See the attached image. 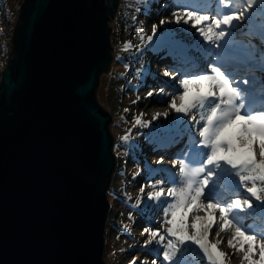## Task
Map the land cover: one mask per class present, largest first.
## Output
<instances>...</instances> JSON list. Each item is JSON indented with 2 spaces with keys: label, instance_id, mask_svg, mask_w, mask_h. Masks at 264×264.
<instances>
[{
  "label": "water",
  "instance_id": "obj_1",
  "mask_svg": "<svg viewBox=\"0 0 264 264\" xmlns=\"http://www.w3.org/2000/svg\"><path fill=\"white\" fill-rule=\"evenodd\" d=\"M119 0H24L0 82V264H106L116 167L97 100Z\"/></svg>",
  "mask_w": 264,
  "mask_h": 264
},
{
  "label": "snow or ice",
  "instance_id": "obj_2",
  "mask_svg": "<svg viewBox=\"0 0 264 264\" xmlns=\"http://www.w3.org/2000/svg\"><path fill=\"white\" fill-rule=\"evenodd\" d=\"M174 5V21L161 19L159 25L191 22L197 31L165 28L158 35L153 24L147 40L151 43L155 37L154 48L173 60L163 75L173 80L179 75L180 80L165 82L147 95H170L168 106L182 115L156 125L149 139L162 149L184 144L172 168L149 167L150 174H163L156 182L159 190L133 206L143 204L141 215L163 213L157 221L163 232L153 229L151 221L142 230L148 236L143 250L155 257L152 264H229L231 256L221 250L222 241L210 240L216 228L217 237L232 231L227 246L243 254L242 264H264V0H174ZM242 17L248 21L243 26ZM237 32L252 39L238 48L233 43ZM132 48L127 42L123 51ZM257 61L259 80L244 74ZM169 87L171 92L166 91ZM161 115L157 112L153 119ZM142 116L135 118V125L149 127L151 121ZM121 141L131 144L128 134ZM158 163L163 164V158ZM148 186L155 184L150 181Z\"/></svg>",
  "mask_w": 264,
  "mask_h": 264
},
{
  "label": "rangeland",
  "instance_id": "obj_3",
  "mask_svg": "<svg viewBox=\"0 0 264 264\" xmlns=\"http://www.w3.org/2000/svg\"><path fill=\"white\" fill-rule=\"evenodd\" d=\"M23 1H0V28L3 29L0 32V82L2 72L12 52V37ZM143 1L119 0L117 14L109 23L112 28L111 43L114 50L111 52L113 55L112 66L109 72L102 75L97 89L98 102L112 118L110 131L114 141L113 152L116 156V167L109 190L110 212L105 236L106 264H131L134 257H138L136 264H141L144 260H147L148 264H152L155 257H151L150 260H148V257H140L143 252L137 249H143L142 246L148 239L147 235L142 234V230L148 226L150 219H154L153 222L156 223L151 224L152 228H159L163 232L164 229L157 222L162 219L163 213L156 212L154 217L146 216L145 219L139 211L143 204L141 203L138 207L133 206L136 205L137 200H146L149 192L159 190L160 185L156 182L160 180L163 174H153L151 179L148 180L147 178L151 175L149 167L151 169L172 168L173 157L184 144L182 141L174 147L168 149L157 148L156 151L155 144L150 143L149 133H153V128L156 125L165 126L174 117L182 114H177L168 106V101L171 99L170 95H157L155 92L151 97L147 95L149 91L159 89L165 82L172 85L180 80L179 75H176L175 80L163 75L168 66L173 64V60L167 55L166 51L161 50H157L155 57L152 50L147 48V44H156V38L153 37V41L149 43L147 37L152 35L153 24L158 25V35L165 28H189L192 33H196L197 30L191 27V22L188 25L183 23L176 25L174 22L159 25L161 19L174 21V17L170 15V12L175 5L171 3L172 8L165 10L163 5L168 0H161L158 2L157 7L150 4L149 8H138ZM4 3L8 5V8L2 6ZM239 23L243 26L248 21L242 17ZM255 31L256 29H253V32ZM141 36L144 37L143 40H141ZM249 39H252V37L237 32L233 43L240 48L241 42L247 43ZM127 42H130L133 48L125 52L123 48ZM220 43H223V41H220ZM253 43H257V41L254 40ZM217 50L219 51V49ZM253 70H246L244 74L248 76L256 75L259 80L260 72L258 68ZM156 79L161 83H156ZM166 91L171 92V88H167ZM179 103L180 101L177 99V104ZM154 105L157 106L151 109ZM125 109H128V111H125ZM150 109V116H145ZM155 111L167 112L168 116L165 118L161 113L162 115L158 119H153L157 113ZM141 113H143V121H151L149 127L135 125V118L140 116ZM187 119L191 120V115ZM197 119H199V115H197ZM126 134L129 135L131 144L121 141V137ZM132 144L138 145V147H132ZM118 145L119 147H117ZM151 147L155 148L153 152L150 151ZM161 157H163V164L158 163ZM150 181L155 186H148ZM142 185H145L143 193L140 191ZM164 187L166 188L167 184ZM200 215H204V213H200ZM145 221L146 223H144ZM189 223H191V217H189ZM246 223H250V221H246ZM124 225L128 226L127 230L123 228ZM112 226L116 228L113 231L111 230ZM164 227H167V225ZM215 232L216 228H213L210 240L213 243L217 239L222 241L221 250L231 256L229 264H242L243 254L235 253V250L227 246V240L231 238L232 231L221 233L219 237L215 236ZM148 247H155V243L148 245ZM133 250L137 251L132 252ZM254 258L258 260L259 256L256 255Z\"/></svg>",
  "mask_w": 264,
  "mask_h": 264
},
{
  "label": "trees",
  "instance_id": "obj_4",
  "mask_svg": "<svg viewBox=\"0 0 264 264\" xmlns=\"http://www.w3.org/2000/svg\"><path fill=\"white\" fill-rule=\"evenodd\" d=\"M1 1V0H0ZM171 3L174 5V0H168V2L167 3H165L163 6H164V8L163 9H165V10H170L171 8H172V5H171ZM150 4H152L153 6H155V7H157L158 6V0H144L143 1V3L141 4V5H137L138 6V8H141V7H145V9L148 7L149 8V6H150ZM2 6H4V7H7L8 5L6 4V3H4ZM8 8V7H7ZM164 11V10H163ZM16 26V25H15ZM13 35H14V33H13ZM12 42H13V37H12ZM154 45H155V43L154 44H147V48H150L151 50H152V52H153V54H154V56L156 57V55H157V49L156 48H154ZM12 52H13V45H12ZM156 83H161L158 79H156ZM149 85H151V84H149ZM156 148V147H155ZM150 151L151 152H153L154 151V148H150ZM156 151H157V148H156ZM158 153V152H157ZM161 158H163V157H161ZM146 162V161H145ZM152 175L153 174H151L150 175V177H148L147 179L149 180V179H151V177H152ZM154 175H156V174H154ZM158 176V175H157ZM154 179V178H153ZM143 217L146 219V215H143ZM150 221H151V224H156V223H154L153 221H154V219H150ZM144 223H146V221L144 222ZM116 228L114 227V226H112L111 227V230L113 231V230H115ZM111 230H110V232H111ZM149 248H153V247H149ZM138 251H142L143 253L140 255V257H148V260H150V258L151 257H153V255H150V254H148L146 251H144L142 248H139V249H137ZM137 250H133L132 252H135V251H137ZM122 254H124V253H122ZM158 262L159 261H157V264H158Z\"/></svg>",
  "mask_w": 264,
  "mask_h": 264
},
{
  "label": "bare ground",
  "instance_id": "obj_5",
  "mask_svg": "<svg viewBox=\"0 0 264 264\" xmlns=\"http://www.w3.org/2000/svg\"><path fill=\"white\" fill-rule=\"evenodd\" d=\"M161 0H158V2H160ZM168 57V56H167ZM167 57H165L166 59H167ZM258 66H259V62L257 61V63H256V66L255 67H250V68H248L247 70H250V71H254L253 69L255 68V69H257L258 68ZM252 75H254V74H252ZM256 76V75H255ZM157 105H154L151 109H153V108H155ZM151 109H150V111H148L147 112V114H145V116H150V114H151ZM155 112H158V111H155ZM164 111H161V113H163ZM147 116V117H148Z\"/></svg>",
  "mask_w": 264,
  "mask_h": 264
}]
</instances>
